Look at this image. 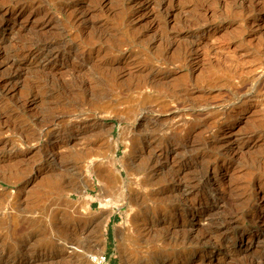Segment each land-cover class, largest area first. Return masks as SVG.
Segmentation results:
<instances>
[{
  "label": "rangeland",
  "instance_id": "rangeland-1",
  "mask_svg": "<svg viewBox=\"0 0 264 264\" xmlns=\"http://www.w3.org/2000/svg\"><path fill=\"white\" fill-rule=\"evenodd\" d=\"M1 33L0 251L84 252L87 264L102 252L117 264H264V0H0ZM47 40L55 42L49 51ZM41 72L47 81L37 83ZM45 126L60 132L40 136ZM193 140L186 152L194 157H182ZM149 154L158 174H177L169 185H179L186 166L202 167L184 193L206 203L185 215L201 235L193 248H175L185 261L170 257L164 239L153 242L154 226L164 235L178 215L162 217L144 198L156 187L132 168ZM51 163L61 168L47 171ZM27 216L33 222L18 223ZM209 222L227 236L214 246L203 236Z\"/></svg>",
  "mask_w": 264,
  "mask_h": 264
},
{
  "label": "bare ground",
  "instance_id": "bare-ground-1",
  "mask_svg": "<svg viewBox=\"0 0 264 264\" xmlns=\"http://www.w3.org/2000/svg\"><path fill=\"white\" fill-rule=\"evenodd\" d=\"M36 1V0H35ZM18 2V1H17ZM41 2V1H40ZM13 3H14V1H13ZM37 3V2H36ZM98 5H100V4H98ZM31 6V5H30ZM70 6H72V4L70 5ZM75 6V5H74ZM73 6V7H74ZM68 8V7H67ZM91 8V7H90ZM89 8V9H90ZM97 8V7H96ZM13 9V8H12ZM21 9V8H20ZM8 10H10V9H8ZM21 12V11H20ZM45 12V11H44ZM47 12V11H46ZM84 13V12H83ZM75 14V13H74ZM45 15V14H44ZM25 16V15H24ZM79 16V15H78ZM77 16V17H78ZM46 17V16H45ZM52 18V17H51ZM73 20L74 19H76V16L75 15H73V18H72ZM71 19V20H72ZM83 18H81V20H82ZM85 19V18H84ZM83 19V20H84ZM21 21V20H20ZM78 21V20H77ZM195 23V22H194ZM200 23V22H199ZM191 24H193V23H191ZM195 24H198V23H195ZM202 24V23H201ZM88 25H89V23H88ZM21 26V25H20ZM90 26V25H89ZM193 26V25H192ZM1 35V37L2 36H4V33H1L0 34ZM52 39V38H51ZM59 39V38H58ZM44 40V39H43ZM53 40V39H52ZM48 41V40H47ZM43 41L44 42V44H43V47H44V49H48V51H49V49H51V48H53L54 47V44H55V42H50V41ZM64 41V40H63ZM57 42V41H56ZM59 42V41H58ZM23 43V42H22ZM25 43V42H24ZM65 43H67L66 41H65ZM19 44V43H18ZM42 44V43H41ZM63 44V43H62ZM25 45V44H24ZM23 45V46H24ZM69 45V44H68ZM21 46V45H20ZM24 47H27V46H24ZM40 47V46H39ZM57 47H58V44H57ZM70 47V46H69ZM68 47V48H69ZM19 48V47H18ZM66 48V47H65ZM40 49V48H39ZM41 49H43V48H41ZM16 50V49H15ZM59 50V49H58ZM47 51V52H48ZM53 51V50H52ZM5 52V51H4ZM57 52V51H56ZM60 52V51H59ZM42 53V52H41ZM54 53V52H53ZM7 54V58H8V60L11 62V63H9L10 64V66L13 64L14 66H18L19 67V62H18V59H17V55L15 54V51L14 52H7L6 53ZM50 54V53H49ZM38 55V54H37ZM57 55V54H56ZM4 56H6V55H4ZM36 56V55H35ZM13 66V67H14ZM12 67V68H13ZM21 67V66H20ZM46 75H45V73H43V72H41L40 74H39V76H37L36 78H35V82H37V83H44L45 81H47L46 80V77H45ZM10 78H11V76H10ZM47 83V82H46ZM143 85H145V83L143 82V84L142 85H140V87H143ZM66 86V85H65ZM251 86V85H250ZM63 87V86H62ZM246 87H247V83H243V85H241L240 87H237L236 89H235V91H234V94H242L243 92H245L244 91V89H246ZM252 87H253V85H252ZM66 88V87H65ZM182 90V88L180 89V90H178L177 91V93H180V92H182L181 91ZM68 91V90H67ZM248 91V90H247ZM232 96H233V93H232ZM240 96V95H239ZM234 97V96H233ZM189 100V99H188ZM180 103V102H179ZM179 103H177V106H178V104ZM194 103V102H193ZM193 103H192V105H193ZM146 105V104H145ZM149 105V104H148ZM151 105V104H150ZM195 105V104H194ZM154 106V105H153ZM187 106V105H186ZM226 106V105H225ZM189 107V106H188ZM194 107V106H193ZM141 108V107H140ZM190 108H192L191 106H190ZM189 108V109H190ZM143 109H144V107H143ZM148 109V108H147ZM194 109V108H193ZM141 112H143L142 110H140ZM148 112H152L153 111V114H154V108L152 107V108H150L149 110H147ZM192 111V110H191ZM148 114V113H147ZM152 114V113H151ZM150 115V114H149ZM42 116V115H41ZM60 117V116H59ZM146 117V116H145ZM46 118V117H45ZM53 117H51V119H52ZM56 118V117H55ZM41 120H42V118H40ZM49 120H50V118H48ZM149 119H150V117H149ZM152 119V118H151ZM158 119V118H157ZM41 120H39V122L41 121ZM47 121V120H46ZM56 121V120H55ZM44 122V121H43ZM49 123V122H48ZM43 125V124H42ZM45 125V124H44ZM54 125V124H53ZM57 125V124H56ZM53 127H55V126H53ZM58 128V127H57ZM56 128V129H57ZM261 128V127H260ZM42 129V128H41ZM257 129V128H256ZM58 130V129H57ZM57 130H51V131H49V127L47 126H45V130H44V132H42V134H40V136L41 135H49L50 133H52V135H55V132L57 131ZM253 130V129H252ZM261 130V129H260ZM259 130V131H260ZM45 131H47V132H45ZM256 131V130H255ZM57 132H60V129L57 131ZM56 132V133H57ZM253 132V131H252ZM35 137V136H34ZM170 137V136H169ZM40 138V137H39ZM171 138H173V137H171ZM184 138V137H183ZM190 141H192V139L190 138ZM194 141L195 140H193V142H188V143H186V141H184L185 143H184V145H182V147L180 148V150H184V151H181L183 154H182V157H194L193 156V154H191L190 152L189 153H187L186 151H188L187 150V148L188 147H192V148H194V147H196V143H194ZM206 141H207V139H206ZM135 142V141H134ZM133 142V143H134ZM209 142V141H208ZM211 143V142H210ZM199 144V143H198ZM206 144H208V143H206ZM204 145H205V143H204ZM138 146V145H137ZM150 146V145H149ZM171 148V147H170ZM136 149V148H135ZM186 149V150H185ZM170 150V149H169ZM179 150V151H180ZM173 151V150H172ZM176 151V149L174 150V152ZM190 151V150H189ZM200 152V151H199ZM176 153V152H175ZM177 154V153H176ZM195 154V153H194ZM45 155H49V153L47 154H45ZM141 155V154H140ZM145 155V154H144ZM180 155H181V153H180ZM201 155V154H200ZM142 157V156H141ZM144 157V156H143ZM201 157V156H200ZM140 158V157H139ZM39 159H41V158H39ZM142 159V158H141ZM200 159V158H199ZM210 159V158H209ZM208 159V160H209ZM132 160V158L130 159V161ZM37 162H40L41 160H36ZM51 161V160H50ZM49 161V162H50ZM202 161H203V157H202ZM42 162V161H41ZM40 162V163H41ZM136 162V161H135ZM137 162H139L138 160H137ZM141 162V161H140ZM133 164H134V160H133ZM204 164V163H203ZM191 165V164H190ZM61 168V166H59V165H57V164H50L49 166H48V169H47V171H50V172H56L57 170H59ZM182 168V167H181ZM200 168V167H199ZM198 168V169H199ZM202 168V167H201ZM201 168L199 169L200 171H201ZM204 168V167H203ZM214 168V167H213ZM133 171L135 172V174L136 173H138V176H139V173H142L143 174V177L141 178V180H139L140 181V183L142 184V185H145V186H151V187H153V186H155L156 188L154 189V188H152V189H150V191H149V193H147L146 195H144V198H146V199H151L152 200V202L154 203V205L152 204L151 205V207H150V209L151 208H153V210H155V211H157V212H159L160 213V215L162 216V217H164L166 214H167V212H169V211H172V213H177V215H178V220H177V222H176V224L175 225H172L171 227L170 226H166L167 228L165 229L166 231L164 232V233H166V234H164L163 235V233L160 231V230H158V227L155 229V226H154V229L152 230L153 232H154V235H153V242H157V241H160L161 239H164V240H162V241H160V242H164V246H170L171 247V249L172 248H179V247H185V245L187 246V247H191V248H193L195 245H198L199 243H197L196 242V240L198 239V238H200L201 237V235L197 232L196 234L197 235H199V236H195L194 234H192L193 233V229L192 228H190V227H187L186 225H185V215H186V213L189 211V210H195V209H197V208H199V207H201L202 205H203V203L204 202H202V201H198V202H188L187 201V198L185 197V195H184V193L185 192H189L190 191V193L194 190V188H195V183L194 184H192V181H195V178H198L197 177V175L196 174H192V172H194L195 171V169H197L196 167H195V169H191V167L190 166H186L185 168H183L182 169V171H183V173H182V175L181 176H179L178 177V184L179 185H169L170 183H169V181H170V179H171V181L175 178V177H177V174H175V173H173V170H169V171H165V173H162V174H158L157 173V171H159V166H157L156 165V161H155V158H153V157H151V154H149V155H146L145 156V158H144V160H142V162L141 163H137V164H135L134 166H133ZM178 169L180 170V168L178 167ZM197 169V170H198ZM207 169V168H206ZM214 170V169H213ZM250 170V169H249ZM177 171V170H176ZM181 171V172H182ZM133 172V173H134ZM172 172V173H171ZM178 172V171H177ZM176 172V173H177ZM198 172V171H197ZM202 172V171H201ZM200 172V173H201ZM210 172V171H209ZM204 174H205V172H203ZM206 173H208V172H206ZM28 175V174H27ZM102 175V174H101ZM137 175V174H136ZM207 175V174H206ZM210 175V174H209ZM248 175V174H247ZM5 176V174L3 175V177L2 176H0V178H5L4 177ZM200 176V175H199ZM205 176V175H204ZM108 178V177H107ZM6 179V178H5ZM22 179V178H21ZM110 180H112L113 182H116L117 181V177L115 176V175H111L110 176V178H109ZM201 179V178H200ZM203 179V178H202ZM213 179V178H212ZM27 180V179H26ZM65 181V180H64ZM63 181V182H64ZM206 181L208 182V181H210L209 179H208V177H206ZM215 181V180H214ZM66 182H68V180L66 181ZM173 182H175V181H173ZM198 182H196V184H197ZM212 183V182H211ZM66 184V183H65ZM205 184V183H204ZM217 184V183H216ZM61 185H63V184H61ZM67 185V184H66ZM139 185V184H138ZM241 185L242 184H239L238 186H239V189H238V194H237V198H236V202L235 201H233V202H235L236 203V205L237 206H239V208L242 210V211H244L245 209H247V205H244V204H242V202H243V200H245L244 198H245V190L244 189H242L243 188V186L241 187ZM200 186V185H199ZM210 186V185H209ZM218 186V185H217ZM216 185H215V187H217ZM221 186V185H220ZM139 187V186H138ZM150 187V188H151ZM194 187V188H193ZM203 187V186H202ZM235 187V186H234ZM69 188V187H68ZM141 188V187H140ZM220 188V187H219ZM218 188V189H219ZM231 188V187H230ZM230 188H228V190L230 189ZM233 188V187H232ZM238 188V187H237ZM64 189H66V188H64ZM198 189V188H197ZM227 189V188H226ZM234 189V188H233ZM145 190V189H144ZM143 190V191H144ZM231 191L229 192V193H231L232 192V189H230ZM23 191V190H22ZM138 191H140V190H138ZM157 191V192H156ZM196 191V190H195ZM198 191V190H197ZM234 191V190H233ZM236 191V190H235ZM133 192V191H132ZM145 192V191H144ZM156 192V193H155ZM201 192V191H200ZM237 192V191H236ZM236 192H234V193H236ZM138 193V192H137ZM140 193V192H139ZM215 193V192H214ZM214 193H212L213 195L211 196V198L213 199V202H211L210 203V205H212V206H217L218 204H219V202H218V199L217 198H215V195H214ZM233 193V192H232ZM132 194H135V193H132ZM197 194V193H196ZM196 194H194V195H196ZM135 195H137V194H135ZM140 195H142V194H140ZM180 195L182 196V195H184L183 197H181V198H179L180 197ZM234 195V194H233ZM149 196V197H148ZM153 196V197H152ZM197 196V195H196ZM195 196V197H196ZM227 196H228V194H227ZM136 197H138V195L136 196ZM189 197V196H188ZM225 197V196H224ZM229 197V196H228ZM227 197V198H228ZM247 197V196H246ZM135 198V197H134ZM140 198V197H139ZM220 198H222V197H220ZM226 198V199H227ZM232 198V197H231ZM199 199V198H198ZM230 199V198H229ZM247 199V198H246ZM136 200V199H135ZM176 200V201H175ZM190 200H192V199H190ZM223 200V199H222ZM221 200V201H222ZM134 201V200H133ZM137 201V200H136ZM144 201V200H143ZM148 201V200H147ZM196 201V200H195ZM229 201V200H228ZM142 202V200L140 201V203ZM163 203V204H162ZM209 203V202H208ZM226 203V202H225ZM232 203V202H231ZM230 203V204H231ZM235 203H233V204H235ZM111 205V202H109V201H101V206L100 207H108V206H110ZM136 204H137V202H136ZM204 204H206V203H204ZM228 204H229V202H228ZM17 205V204H16ZM142 205H144V204H142ZM206 206V205H205ZM220 206V205H219ZM224 206V205H223ZM253 206V205H252ZM232 207V206H231ZM251 207V206H250ZM236 208V207H235ZM238 208V207H237ZM238 208V209H239ZM252 208V207H251ZM143 209V208H142ZM141 209V210H142ZM145 209H146V207H145ZM145 209H143L144 211H145V213L147 212ZM217 209V208H216ZM221 209V208H220ZM152 210V209H151ZM151 210H150V212H151ZM219 210V209H218ZM19 211V210H18ZM21 211V210H20ZM226 211H228V210H226ZM249 211V210H248ZM251 211V210H250ZM171 213V214H172ZM221 213V212H220ZM226 213V212H225ZM239 213V215H240V212H238ZM247 213V212H246ZM147 214V213H146ZM154 214V213H153ZM157 214V213H156ZM207 214H209V213H207ZM212 214V213H211ZM127 215V214H126ZM218 215H221V214H218ZM226 215V214H225ZM224 215V216H225ZM232 215V214H231ZM242 215V214H241ZM16 216V215H15ZM21 216H22V214H21ZM227 216V215H226ZM223 217V216H222ZM233 217V216H232ZM2 218V217H1ZM13 218V217H12ZM54 215H51L50 217H47V219H45V220H47V222L48 223H51L52 224V222H53V220H54ZM127 218V217H126ZM218 218V217H217ZM242 218V217H241ZM14 219V218H13ZM19 219V218H18ZM214 219V218H213ZM227 219V218H226ZM235 219V218H234ZM7 220V219H6ZM36 220V219H35ZM217 220V219H216ZM215 220V221H216ZM230 220V219H229ZM228 219L226 220V221H229ZM233 220V219H232ZM236 220V219H235ZM15 221H16V219H15ZM30 221H32L33 222V219L31 218V217H21V219H19L18 220V223L19 222H30ZM126 221H128V219L126 220ZM210 221H213V220H210ZM226 221H224L223 219H221V221H219V223H223V222H226ZM237 221H240V220H237ZM46 222V223H47ZM18 223H16V224H18ZM47 223V224H48ZM134 223V222H133ZM212 223V222H211ZM214 223H216V222H214ZM233 223V222H232ZM236 223V222H235ZM234 223V224H235ZM29 224V223H28ZM50 224V225H51ZM152 224V223H151ZM209 224H210V222H209ZM37 225V224H36ZM213 225V223L212 224H210L208 227H206L205 229H203V233H204V238H207L208 240H209V244H211V245H216V244H219L223 239L225 240L226 238H227V236L225 235H223V236H221V235H219V233L217 232L218 230L217 229H219V227H218V225L216 226L215 224V226L213 227L212 226ZM13 226V225H12ZM229 226V225H228ZM18 227H20V226H18ZM21 227H23V225H21ZM164 227V226H163ZM222 227V226H221ZM59 227L57 226V229H58ZM63 229V228H62ZM62 229H60L61 231H62ZM20 229H17V228H14L13 229V232L14 233H17V231H19ZM64 230V229H63ZM66 230V229H65ZM202 230V229H201ZM82 231V230H81ZM195 231V230H194ZM223 231V230H222ZM35 232V231H34ZM37 232V231H36ZM28 233V232H27ZM174 233V234H173ZM42 234H46V232H44V233H42ZM30 235V234H29ZM32 235V234H31ZM41 235V233H38V236H40ZM26 236V235H25ZM36 236V235H35ZM202 236V237H203ZM1 237V236H0ZM80 237H82V236H80ZM3 238V237H2ZM23 238V237H22ZM27 238V237H26ZM25 238V239H26ZM30 238V237H29ZM29 238H27V239H29ZM259 239H261V238H259ZM0 240H2V239H0ZM24 240V239H23ZM30 240V239H29ZM64 240V239H63ZM77 240H80L79 239V237H78V239ZM83 240V239H82ZM205 239H203L202 240V242L204 241ZM261 240H263V239H261ZM3 241V240H2ZM17 241H19V238H18V240ZM76 241V240H75ZM81 241V240H80ZM207 241V240H206ZM4 242V241H3ZM13 242V241H12ZM27 242V241H26ZM31 242V241H30ZM152 242V241H151ZM201 242V241H200ZM201 242V243H202ZM208 242V241H207ZM256 242V241H255ZM261 242V241H260ZM0 243H1V241H0ZM29 243V242H28ZM27 243V244H28ZM58 243V242H57ZM68 243V242H67ZM67 243H65V244H67ZM83 243V242H82ZM204 243H205V241H204ZM250 243V242H249ZM262 243V242H261ZM261 243H258V241H257V244H260L261 245ZM264 243V242H263ZM26 244V243H25ZM80 244V243H79ZM207 244V243H206ZM11 245V244H10ZM19 245V244H18ZM24 245V244H23ZM62 245H63V243H62ZM153 245V244H152ZM158 245V244H157ZM1 246H3V245H1ZM1 246H0V248H1ZM5 246V245H4ZM56 246V245H55ZM59 246V248H61L60 247V245H58ZM68 246H69V244H68ZM68 246H66V247H68ZM72 246H73V244H72ZM76 246V245H75ZM74 246V247H75ZM82 246V245H81ZM80 246V247H81ZM219 246V245H218ZM263 246V245H262ZM22 247V246H21ZM44 247V246H43ZM57 247V246H56ZM261 247V246H260ZM8 247H6V249H7ZM19 248V247H18ZM17 248V249H18ZM31 248V247H30ZM36 248V247H35ZM47 248V247H46ZM70 248V247H69ZM69 248H67V251H68V249ZM86 248H87V246H86ZM71 249H72V247H71ZM75 249H76V247H75ZM78 249V248H77ZM226 249V248H225ZM262 249H264V248H262ZM39 250H40V248H39ZM60 250V249H59ZM73 250V249H72ZM3 251H5V248L3 247L2 249H1V251H0V264H23V263H26V262H30V261H32L30 264H87V259L84 257L85 255H84V252H80V254H78L77 255V253L76 254H74V253H72L71 255H67V256H65V254L63 255L62 253H59V252H57V251H53V252H48V251H46V252H41V253H38L36 250H34V249H28V250H21V251H18L17 253H15L14 255H12V256H7L6 254H5V252L3 253ZM13 251V250H12ZM44 251V250H43ZM74 251V250H73ZM85 251V250H84ZM185 251V250H184ZM66 252V251H65ZM70 252V251H69ZM154 253V252H153ZM169 252H168V250H166V249H158L157 251H156V254L157 255H166V254H168ZM128 254V253H127ZM133 254H134V252H133ZM137 254V253H136ZM188 254V253H187ZM195 254V253H194ZM8 255H10V254H8ZM186 255V254H185ZM185 255L183 254V252L181 251V249H175V250H173V251H171L170 252V257H172V258H182V259H184V261L186 260V258H188V257H185ZM131 256V255H130ZM134 256V255H133ZM137 255H135L134 257H136ZM158 256V257H159ZM168 256V255H167ZM161 257V256H160ZM164 257V256H163ZM92 258H93V255H92ZM130 258V257H129ZM252 258H253V256H252ZM251 258V259H252ZM255 259H253V261L255 262V263H257L258 264V262L260 261H262V257H254ZM89 259V258H88ZM91 259V258H90ZM125 259H128V258H125ZM124 259V260H125ZM142 259V258H141ZM153 259V258H152ZM182 259H180V260H182ZM250 259V258H249ZM133 260V258L131 257V262L130 263H134V261H132ZM174 260V259H173ZM256 260V261H255ZM127 262V261H126ZM136 262V261H135ZM154 260H152L151 261V263H149V264H154ZM259 262V263H260ZM263 262V261H262ZM140 263V262H139ZM254 263V264H255ZM122 264H124V263H122ZM129 264V263H128ZM159 264V263H158ZM201 264V263H200ZM252 264H253V262H252ZM261 264V263H260Z\"/></svg>",
  "mask_w": 264,
  "mask_h": 264
},
{
  "label": "built area",
  "instance_id": "built-area-1",
  "mask_svg": "<svg viewBox=\"0 0 264 264\" xmlns=\"http://www.w3.org/2000/svg\"><path fill=\"white\" fill-rule=\"evenodd\" d=\"M113 255L114 253L108 254L107 252L95 254L93 258H91V264H117L116 261L115 263L113 262Z\"/></svg>",
  "mask_w": 264,
  "mask_h": 264
}]
</instances>
